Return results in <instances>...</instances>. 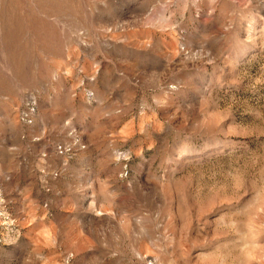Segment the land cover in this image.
<instances>
[{"label": "rangeland", "instance_id": "1", "mask_svg": "<svg viewBox=\"0 0 264 264\" xmlns=\"http://www.w3.org/2000/svg\"><path fill=\"white\" fill-rule=\"evenodd\" d=\"M0 264H264V0H0Z\"/></svg>", "mask_w": 264, "mask_h": 264}]
</instances>
